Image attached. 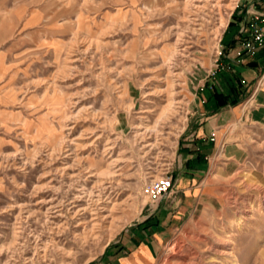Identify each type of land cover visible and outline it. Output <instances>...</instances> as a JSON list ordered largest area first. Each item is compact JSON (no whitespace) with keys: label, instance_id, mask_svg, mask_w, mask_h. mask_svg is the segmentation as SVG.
Masks as SVG:
<instances>
[{"label":"rangeland","instance_id":"1","mask_svg":"<svg viewBox=\"0 0 264 264\" xmlns=\"http://www.w3.org/2000/svg\"><path fill=\"white\" fill-rule=\"evenodd\" d=\"M241 1L0 0V264L96 262L163 174L179 213L157 264H264L263 125L228 127L237 158L171 192Z\"/></svg>","mask_w":264,"mask_h":264},{"label":"crops","instance_id":"2","mask_svg":"<svg viewBox=\"0 0 264 264\" xmlns=\"http://www.w3.org/2000/svg\"><path fill=\"white\" fill-rule=\"evenodd\" d=\"M251 8H264V0H242L236 4L234 20L222 30L218 69L203 80L194 94L197 98L192 111L194 116L176 148L184 156L183 162L187 160L180 166H193L196 170L181 169L172 174L171 192H179L181 197L196 189V178H206L212 159L237 158L239 148L227 141L236 131L230 133L228 127L239 124L264 126V48L249 54L242 47V41L249 37V30L246 28L245 33L241 30L249 20L247 10ZM235 87L241 94L238 102L217 108L213 93L232 99L237 92L232 89ZM167 197L155 201L152 210L124 228L115 240L106 244L99 259L88 264H157L162 246L171 238L178 222L179 211L174 210L177 202L174 197Z\"/></svg>","mask_w":264,"mask_h":264},{"label":"built area","instance_id":"3","mask_svg":"<svg viewBox=\"0 0 264 264\" xmlns=\"http://www.w3.org/2000/svg\"><path fill=\"white\" fill-rule=\"evenodd\" d=\"M249 20L241 33L249 30V37L242 41L243 50L253 54L258 48H264V8H251L247 10ZM171 189L170 175L163 174L158 178L152 179L142 186V194L149 201H158L166 196Z\"/></svg>","mask_w":264,"mask_h":264},{"label":"trees","instance_id":"4","mask_svg":"<svg viewBox=\"0 0 264 264\" xmlns=\"http://www.w3.org/2000/svg\"><path fill=\"white\" fill-rule=\"evenodd\" d=\"M238 87V86H237ZM234 91L237 90V92L235 93V95L232 97V99H226V97H228V95L223 96L220 93H213V98L216 100L217 102V108L224 106L225 104H231L234 105L238 102V100L240 99V92H238V89L232 88ZM232 90V91H233Z\"/></svg>","mask_w":264,"mask_h":264}]
</instances>
